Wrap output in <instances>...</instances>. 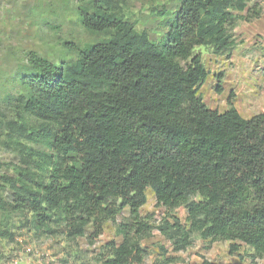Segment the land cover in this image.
<instances>
[{"label":"trees","instance_id":"16d2710c","mask_svg":"<svg viewBox=\"0 0 264 264\" xmlns=\"http://www.w3.org/2000/svg\"><path fill=\"white\" fill-rule=\"evenodd\" d=\"M255 7L176 0L173 19L152 41L109 1H96L80 10V23L104 38L87 44L76 62L55 64L30 52L28 71L12 78L18 93L9 116L0 111V143L19 164L0 176V236H10L12 214L29 217L41 233L63 225L70 240L90 227L91 244L111 222L120 244H106L101 264H141L140 242L152 228L140 209L150 189L167 212L187 211V228L170 215L158 226L175 252L197 235L229 242L231 254L243 244L262 258L264 113L245 119L230 98L225 111L209 109L198 95L207 71L196 53L230 55L232 30L258 17ZM221 80L219 74L217 93ZM9 166L0 163V171ZM125 208L129 216L117 223Z\"/></svg>","mask_w":264,"mask_h":264},{"label":"rangeland","instance_id":"374dc122","mask_svg":"<svg viewBox=\"0 0 264 264\" xmlns=\"http://www.w3.org/2000/svg\"><path fill=\"white\" fill-rule=\"evenodd\" d=\"M104 0H0V111L9 116V102L18 93L13 78L26 73L30 52L59 64L74 63L80 51L87 45L103 39L82 27L79 12L90 11L94 2ZM117 13L132 23L137 32L145 31L149 38L159 40L165 32L166 22L174 17L176 0H107ZM259 16L251 21L239 20L232 30L234 47L230 55L213 54L210 49L200 48L207 78L198 95L211 110L223 112L228 100L241 117L248 119L264 113V0H247V9L255 6ZM244 15V13H243ZM222 74V92L215 90L217 76ZM16 79V76H15ZM34 123V122H32ZM33 150H45L44 146L21 140ZM37 162V161H36ZM0 163H7L2 174H11V167L18 166L16 156L0 143ZM36 170V164L30 166ZM3 182L0 179V197ZM146 202L140 209L141 218L148 222L150 237L140 242L144 250L141 264H264V256L252 258V252L243 244L239 250L229 253V242H209L193 236L192 244L185 250L175 252L170 242L158 231V226L169 215L176 217L187 228V211L179 207L170 212L156 205L150 189L145 192ZM129 216L125 208L117 218L123 222ZM27 220L17 214L6 220L10 236H0V264H101L107 252L106 244H120L115 225L107 222L103 233L91 244L87 227L83 237L70 240L64 234L63 225H52V234L41 233ZM2 216L0 213V231ZM29 250V252H28Z\"/></svg>","mask_w":264,"mask_h":264},{"label":"built area","instance_id":"2783aa9c","mask_svg":"<svg viewBox=\"0 0 264 264\" xmlns=\"http://www.w3.org/2000/svg\"><path fill=\"white\" fill-rule=\"evenodd\" d=\"M28 252H29V250H28Z\"/></svg>","mask_w":264,"mask_h":264}]
</instances>
